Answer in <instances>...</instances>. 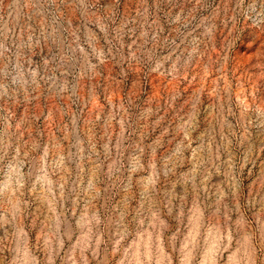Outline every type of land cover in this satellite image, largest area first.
<instances>
[{"label":"rangeland","instance_id":"374dc122","mask_svg":"<svg viewBox=\"0 0 264 264\" xmlns=\"http://www.w3.org/2000/svg\"><path fill=\"white\" fill-rule=\"evenodd\" d=\"M0 264H264V0H0Z\"/></svg>","mask_w":264,"mask_h":264}]
</instances>
